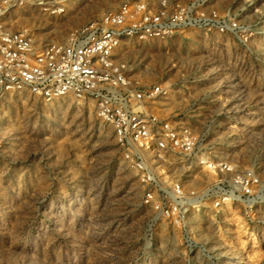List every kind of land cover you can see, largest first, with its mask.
Here are the masks:
<instances>
[{"label": "rangeland", "instance_id": "374dc122", "mask_svg": "<svg viewBox=\"0 0 264 264\" xmlns=\"http://www.w3.org/2000/svg\"><path fill=\"white\" fill-rule=\"evenodd\" d=\"M65 1L61 14L16 9L4 25L36 45L65 43L126 1L162 6ZM194 1L170 0L168 11ZM192 13L197 25L132 41L121 57L141 83L169 86L152 105L158 116L211 130L206 154L217 164L171 155L159 182L142 183L93 101L10 92L0 101V264H264V0H202ZM176 182L181 214L145 202L152 189L163 203Z\"/></svg>", "mask_w": 264, "mask_h": 264}, {"label": "built area", "instance_id": "2783aa9c", "mask_svg": "<svg viewBox=\"0 0 264 264\" xmlns=\"http://www.w3.org/2000/svg\"><path fill=\"white\" fill-rule=\"evenodd\" d=\"M200 1L179 15L168 11L170 0H160L155 12L147 2L126 1L76 30L65 43L36 45L27 30L9 31L4 22L16 9L61 14L66 1L0 0V101L24 90L47 101L67 95L93 101L97 117L113 127L126 162L148 185L160 181L159 166L171 155L189 166L212 167L217 163L205 148L211 130L198 133L188 121L158 116L152 105L167 96L169 86L141 83L133 65L121 57L132 41L172 40L180 29L197 25L192 11ZM220 160L224 174L232 173L229 160ZM162 195L164 202L153 204L149 189L145 202L163 214L182 213L186 196L180 182Z\"/></svg>", "mask_w": 264, "mask_h": 264}, {"label": "bare ground", "instance_id": "6f19581e", "mask_svg": "<svg viewBox=\"0 0 264 264\" xmlns=\"http://www.w3.org/2000/svg\"><path fill=\"white\" fill-rule=\"evenodd\" d=\"M205 159H206V157H205ZM238 220H239V221H241L242 219H241V218H239ZM238 220H237V221H238Z\"/></svg>", "mask_w": 264, "mask_h": 264}]
</instances>
